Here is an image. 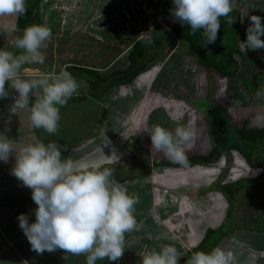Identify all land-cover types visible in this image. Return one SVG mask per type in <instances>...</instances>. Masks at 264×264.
<instances>
[{"label":"rangeland","instance_id":"374dc122","mask_svg":"<svg viewBox=\"0 0 264 264\" xmlns=\"http://www.w3.org/2000/svg\"><path fill=\"white\" fill-rule=\"evenodd\" d=\"M36 1H38V14L34 24L45 25L51 29L52 33L51 39L46 42L47 47L41 49L46 57L44 63L45 65H54L57 71L61 70L64 65L72 63L97 68L102 75L124 69L130 63L129 54L137 40L151 47L148 57L156 55L155 60L150 62L149 69L141 73L142 77L138 76L135 81V85L138 84L137 82L148 83L154 74V83L149 84L150 92L142 91V96L139 94L131 95V100L126 101L127 104L124 106L113 102L111 94L115 93L114 98L116 95L118 96L117 92L128 94L124 90L131 91L132 94L135 89L134 85L127 88L119 86L116 91L113 90L111 94L107 95L105 100H99L88 95V98L82 101L69 102L70 104L66 105L65 117L62 119L65 120L63 122L65 127L64 129L59 128L57 134L49 135L42 128L38 129L42 138L47 136L49 141L61 142L65 137L69 141H75L97 130L100 113L104 106L108 107L109 113L106 122H114L115 127L108 126V129L104 127L100 132L98 131L97 136H102L96 141L99 144L101 139L103 141L107 139L106 141L111 142L109 144L113 146V151L122 146L126 154L118 160L124 162L125 156L129 159L124 164L118 163L99 168L102 164L97 167L101 170L104 168L111 169L115 180L120 179V176L126 173H141L146 165H149V159L152 160L157 155L159 157L162 154L165 155L163 151H157L151 146L149 131L153 125H160L170 131H174L178 126L190 130L196 139L191 137L185 145L186 156L206 154L202 152L207 151L211 146L207 109L212 105L225 106L229 111L232 124L236 127H242L244 123L251 126H264V100L256 99L248 89L252 87L255 92L257 87L254 86L253 78L249 74L248 62L244 60L241 53L235 54L237 57L236 75L227 77L218 70L202 66L195 56L187 53L185 42H180L179 45L176 42L169 47L167 40L164 39L161 45L154 44L156 37L161 36L163 31L171 32L176 25V22L168 15L170 0ZM231 6L232 11L228 18L233 22L237 21L240 27L244 29L241 32L239 26L238 28L234 27L231 31H226L223 34V39H225L224 36L227 37L231 34L230 40L235 42V39L238 38V40L243 41L246 29L250 25L249 17L251 15L260 16L262 24H264V0H231ZM20 29L23 34L25 28ZM220 45L221 42L213 49L220 50ZM81 74L85 76L83 73ZM201 75L205 76L203 81L200 80ZM258 82L264 85V78ZM150 99H156V103H159L149 106L147 102H151ZM172 102H176L179 109H168L167 103ZM198 111L203 113L204 121L200 116L193 126L190 117L198 116ZM176 112H179L178 115L175 114ZM94 118H96V122L92 124ZM63 123L61 122L60 125ZM105 129L109 132H106ZM116 140L120 143H117ZM137 148L143 152L148 150V158L139 153L140 150ZM209 149L211 150V147ZM262 149L264 152V145ZM133 152L135 156L131 157ZM89 166V168H93V165ZM191 170L192 176H188V169L170 166H161L159 169L150 171L151 181L149 182L156 192L155 207L159 205L171 206L168 211H164V214L158 213L160 223L165 225L167 222L166 228L170 231L167 234L175 240L183 239L180 242L183 243V250L187 251L198 244L202 231L207 230V220L203 211H199L198 208L207 207L210 205L207 203L209 201L200 199L196 203L194 198L188 197L186 193L177 194L179 191L176 188L182 186L183 180L187 182L185 186L187 189L195 188L196 184L199 187L202 181H206V186L210 185L209 181L215 186L227 182L243 183L244 187L236 195L233 204H230L231 199L228 194L221 190L218 191H221L225 199L220 198L218 200L224 201L225 211L230 209L234 222L246 221L250 227L257 229L254 230L255 232L248 229L240 231L239 236L245 235L250 246H246V244L238 246L251 253H253L254 248L264 247V221L262 220L264 214V165L259 168H252L244 156L233 149L229 153H223L217 163L205 166V170L208 172ZM178 177L183 178L179 179ZM187 178L189 179L187 180ZM133 183L135 180L132 183L126 182L121 185L126 190H132ZM138 183L139 185L145 184V182ZM202 188L204 190L205 186L203 185ZM211 189L212 193L216 192L213 187ZM132 191L134 192L135 189ZM192 191L189 193L196 197ZM197 193V197H199L201 194ZM191 201L192 205H190ZM174 206L175 209H173ZM189 208L192 209L189 210ZM221 213L218 214V220H220ZM225 215L224 221L222 220L220 224L231 221L226 218L228 217L227 212ZM216 220L217 217L214 215L212 221ZM190 232L191 235L188 240L185 241V237L181 238L183 233ZM232 235L236 236L231 234L229 238L234 237ZM148 236L152 237V234L150 233ZM227 242L233 243V239H228ZM236 245H233L232 251L234 253H236ZM148 246L150 243L145 244L144 248L138 252V258L141 259L140 253L142 251L150 250Z\"/></svg>","mask_w":264,"mask_h":264},{"label":"clouds","instance_id":"9594fccd","mask_svg":"<svg viewBox=\"0 0 264 264\" xmlns=\"http://www.w3.org/2000/svg\"><path fill=\"white\" fill-rule=\"evenodd\" d=\"M172 4L174 20L188 25L193 35L202 29L206 44L216 41L221 27L219 18L232 11L231 0H172ZM26 11L25 0H0V16L24 15ZM249 20L246 39L239 41L243 53L264 50L262 18L251 15ZM51 36L47 26L30 25L14 40L20 54L0 50V99L9 96L7 83L16 93L11 112L27 109L33 127L55 135L60 109L77 93L79 83L67 67L30 80L20 75L24 64L45 62L41 49L47 47ZM33 96L35 100L30 105ZM149 134L151 146L163 151L172 163L190 166L184 151L193 135L190 130L178 126L170 131L153 125ZM13 152L11 140L0 133V161L7 163ZM14 157L12 175L31 189V198L37 205L35 222L29 223L25 214L17 217L33 251L42 254L61 249L84 255L86 264L104 259L114 262L122 257L125 233L136 226L133 212L139 197L129 195L113 178L111 169L77 168L71 159H62L61 147L55 141L47 145L29 143L16 151ZM140 257V264H178L182 254L175 246L164 244L159 250L142 251ZM185 264H235V257L231 251L215 247L210 252H193Z\"/></svg>","mask_w":264,"mask_h":264},{"label":"crops","instance_id":"0c3cea01","mask_svg":"<svg viewBox=\"0 0 264 264\" xmlns=\"http://www.w3.org/2000/svg\"><path fill=\"white\" fill-rule=\"evenodd\" d=\"M27 1L28 0H25V2ZM17 17L18 15L0 16V50H7V51H12L15 54H20L19 50H17L14 47V40L18 36H22L21 29L18 26ZM176 44L179 45V42ZM153 57L155 58L156 56L154 55ZM67 65H64L63 68H65ZM95 69L98 70L97 68ZM147 69H149V67ZM59 71L60 70L58 71L56 70L54 65H50V64L47 65H45V63L24 64L20 70V75L22 78L30 80V79L38 78L42 74L58 73ZM145 71L147 70H144L143 72ZM140 75L141 74H139V76ZM154 76L155 75L153 74L152 78L149 79L148 83H138L135 85V81L137 80L138 77L137 76L131 84L122 85L123 88L125 87L127 88L134 85L135 89L133 93L131 94V91L127 92V90H124L126 93H128L126 95L117 92L118 96L116 95V98H114L115 93H112L111 94L112 101L116 102V104L118 105L121 104L124 106L125 104H127L126 101L131 100L130 99V97L132 98L131 95L139 94L140 96H142L143 95L141 94L142 91L150 92L149 87L151 85L150 83H154V79H155ZM201 77L202 78L200 80L203 81L205 79V76L201 75ZM76 80L80 85L79 87L80 89H78L77 93L73 94L72 98L68 100L67 104H70L71 102L75 103L82 101L85 98H88V95H92L91 94L92 90H87V89H92L91 83L88 80L81 77L76 78ZM6 90L9 92L8 98L0 99V133H3L4 135L7 136L8 139L11 140L14 152L13 155L9 157L7 163L0 161V264H86V257L84 255H74L72 253L65 252L64 250L61 249H56L53 252L45 251L42 254L36 253L35 251L32 250L31 245L28 242L25 234L19 227V221L17 219V217L19 216L18 211L24 207L29 208V211L25 215L28 216L29 223H32L35 222L36 219L35 209L37 205L34 203V201L31 198V189L25 187L21 181H19L14 175H12L11 170L15 164V157H14L15 152L29 143L34 144L37 142H43L45 145H47V143L51 141L48 140L47 136L42 138V135H40V133L38 132V128L33 127L29 119L30 113L27 109L20 110L16 114L11 112V106L13 104L12 97L15 96L16 93L14 92V90L10 88V86L7 83H6ZM80 90H82V92H80ZM78 97H82V98H78ZM171 97L173 98L174 96ZM34 100L35 97L33 96L32 99L30 100V105L31 103L34 102ZM150 101L151 102H147L149 106L159 103V102L156 103L157 101H154V99H150ZM176 102L167 103L168 109H176V108L179 109L178 105H176ZM130 105L134 106L133 104ZM65 110H66V106L60 109V117H61L59 121L60 129H64L65 127L64 125L65 123H63L65 120H62L65 117ZM178 113L179 112H176L175 114L178 115ZM100 114H102V112ZM198 114H199L198 116L194 115L193 118L190 117L193 126L196 123L195 121H197V119L200 118V116H202V120L204 121V116L202 115L203 113L198 111ZM95 119L96 118L93 119L92 124L96 122ZM61 122L63 123L62 125H60ZM108 126H110L111 128L115 127L114 122H110V123L106 122L104 126H100L99 123L97 124V130L95 132H91V134H86L85 136H82L80 139L75 141L74 140L69 141L68 139H66V137L61 142L54 140L61 147L62 159L63 158L71 159L74 162L75 166L80 169H92L89 168L90 167L89 165H93V168H98L97 167L98 165L103 164L102 166L99 167L101 168L107 165L126 163L127 159H129L127 156H125L126 160L124 162H121L123 160H118L123 155L126 154L125 149L123 150L122 146L117 148V150L113 151L112 150L113 146L109 144L111 143L110 141H106L107 139H105V141L101 139L100 140L101 143L99 144L96 141L98 140V138L102 136V135L97 136L98 131L100 132L104 127L108 129ZM6 129H10V131H6ZM43 131L46 132L45 130ZM106 132H109V130H107ZM193 138L196 139L195 136ZM117 140L116 142L120 143V141ZM116 142L115 144H117ZM95 144L98 145L95 146ZM100 144L102 145L100 146ZM184 148H186V146ZM209 148L207 151L202 153L207 154L208 151L210 150ZM139 153H142L147 157L149 151L144 150L143 152L142 150H140ZM133 156H135L134 152L132 153L131 157ZM107 159L110 161H108ZM154 160H169V159L167 156L163 154L160 157L157 155L156 158H153L152 160L151 159L148 160L149 165H146V167L143 169V171H141V173H136V174L126 173L125 175L120 176V179H116V181L120 185L126 182L132 183V181L135 180V183H133V185L131 186L132 190L135 189L134 191L135 193L129 189L127 190V193L129 195L139 197V203H137L134 206V212H133V216L136 221V226L132 231L125 233V242H124L125 250L123 252L122 257L118 261L113 262L104 259L102 261L98 260L96 264H140L141 259L138 258L139 255L138 252L144 248L145 244L148 243H150L148 249L156 248L157 250H159L160 246L164 244H170L175 246L177 250L182 254V257L179 259L178 264H185L186 259L191 256V254L194 252L195 247L199 246V244L203 241L206 231L208 229L217 228L222 225L220 223L223 220V218H225L224 217L226 216L225 213L226 212L228 213V211H225L226 207L224 205V201L222 202V200L221 201L218 200L220 198L222 199L224 198L221 191H218L219 190L218 186L220 185L215 186L209 181L210 185L206 186V181H202L199 187L197 186L198 184H196L195 188L187 189L185 187L187 185V182L183 180L184 182H182L181 184L182 186L176 188L179 191V193L177 194L186 193L188 197L194 198V202L196 203H198L200 199L209 201L211 203L209 202L207 203L212 205L213 207V208L212 207L208 208V206L210 205H207V207L205 206L200 209L198 208L199 211L201 212L203 211V215L207 220V225H206L207 230L205 232L202 231L201 238L199 239V242L196 246L188 249L187 251H184L183 243L180 242L181 240L183 241V239L180 240L178 238V240H175L174 238H171L169 234H167L170 233V231L167 230L166 228L167 222H165L166 224L164 225L163 223L161 224L159 221L160 217L158 213L160 212L164 214V211L165 210L168 211L171 206L166 207L159 205L155 207L156 192L153 190V187L149 182L151 181L149 175H151L150 173L151 170L159 169L161 168V166H158L157 168L154 164ZM195 165L189 167H172V168H182L184 170L188 169L189 170L188 171L189 173H187L188 176H192L191 169H196L197 171L203 170V172H208V170H205V166L210 164L201 163ZM219 172L221 173L220 170ZM178 178L182 179L183 177H178ZM188 179L189 178H187V180ZM138 182L140 183L145 182V184L139 185ZM203 185L205 186L204 190L202 188ZM211 187L216 189V192L214 191V193H212ZM191 190H193L192 192L196 195V197L192 196L189 193ZM197 192L201 194L199 195V197H197L198 194ZM192 201L190 205H192ZM177 203L180 204V202ZM195 205L199 206L198 204ZM175 208L176 207L174 206L173 209ZM204 208L206 209L203 210ZM219 212H222L220 214L221 215L220 220H218ZM214 215H216L217 217L216 221H212ZM262 220L264 221V214ZM246 229L250 230L251 232H255L257 230L248 227H236L234 228V232H232L231 234H235L237 237L232 235L234 237L229 238V235H231L229 234L223 239H221L216 247H220L226 251H231L235 257V264H264V247L254 248L253 253H251L249 251L248 252L245 251V249H242L238 246L240 244H246V246H250L249 243L247 242L248 239L245 238V235L241 237L239 236V232ZM258 231L261 232V230ZM150 233L152 234V237L148 236V234ZM190 235L191 232L183 233V235H181V238L185 237V241H186L188 240V237H190ZM228 239L229 240L233 239V243L227 242ZM234 244H237L235 246L236 253L232 251ZM251 250L252 248L250 249V251Z\"/></svg>","mask_w":264,"mask_h":264},{"label":"trees","instance_id":"16d2710c","mask_svg":"<svg viewBox=\"0 0 264 264\" xmlns=\"http://www.w3.org/2000/svg\"><path fill=\"white\" fill-rule=\"evenodd\" d=\"M25 4L27 8L26 13L24 15H18L17 17L18 26L20 28H26L27 26L33 25L38 14V1L28 0ZM172 8L173 4L172 0H170L168 15L174 20L170 11ZM228 16L219 18L221 27L214 43L206 44L202 29L193 35L188 25L182 26L179 21L174 20L176 25L171 32L163 31L161 36L159 35L156 37L157 39L154 44L160 45L164 39L167 40L168 45H170L169 47L176 42H185L187 44V53L195 56L200 64L209 69L212 68L218 70L227 77L235 76L237 73L235 65L237 57L235 54L239 52L237 48V39H235V42L234 40H230L229 36L231 34L227 37L224 36L225 39H223L222 36L226 31H231L234 27H240V25L237 21L230 24L228 22L230 20ZM219 42H221V45L219 46L220 50H216L217 48L213 49V47L217 46ZM150 48L151 47L144 45L140 40L135 41L134 47L129 54V65L124 69L113 71L108 75H102L95 68L84 65L69 64L66 67L74 77L84 78L91 83V94L94 97L100 100H105L106 96L111 94L113 90H116L119 86L131 84L139 74L150 67V62L155 59L154 57H148ZM207 112L211 150L207 154L187 156L190 166L201 163H215L221 158L223 153H229L233 149L240 152L252 167H260L264 165V152L262 149L264 145V126H251L244 123L242 127H236L231 122L228 109L222 105H212L208 108ZM108 113L109 108L104 106L98 121L100 126L106 124ZM137 144L139 143L137 142ZM154 164L157 168L162 165L183 167L179 164L172 163L171 160H154ZM243 187V183L232 182H227L218 186L219 190L228 194V197L231 199L230 204H233L236 195L240 193ZM28 211L29 208L24 207L18 211V215L26 214ZM227 214V220L230 219L231 221H226L224 222L225 224H222L217 228L208 229L203 241L199 246L195 247L194 252H210L217 246L221 239L234 232V228L236 227H248L253 229V227H250V224L246 223V221L242 223L234 222L232 220L233 216H231L230 209ZM241 214H243L242 211Z\"/></svg>","mask_w":264,"mask_h":264},{"label":"flooded vegetation","instance_id":"af4514ba","mask_svg":"<svg viewBox=\"0 0 264 264\" xmlns=\"http://www.w3.org/2000/svg\"><path fill=\"white\" fill-rule=\"evenodd\" d=\"M243 29H244L243 27L239 28L240 31ZM245 39H246V34L244 35V40ZM261 39H264V37H261ZM239 41L241 40H238L237 38V44H238L237 48L239 52L243 55L244 60L248 62L249 74L253 78L254 86L257 87V89H255V92H254V88L252 89V87L248 86L249 87L248 89H250V92L256 99L263 101L264 100V85H262L258 81L264 78V50H260V51L248 50L246 53H243L239 49Z\"/></svg>","mask_w":264,"mask_h":264},{"label":"built area","instance_id":"2783aa9c","mask_svg":"<svg viewBox=\"0 0 264 264\" xmlns=\"http://www.w3.org/2000/svg\"><path fill=\"white\" fill-rule=\"evenodd\" d=\"M245 158V157H244ZM246 159V158H245ZM247 161V160H246ZM261 167V166H260ZM252 168H259V167H252ZM192 208H189V210H191Z\"/></svg>","mask_w":264,"mask_h":264},{"label":"bare ground","instance_id":"6f19581e","mask_svg":"<svg viewBox=\"0 0 264 264\" xmlns=\"http://www.w3.org/2000/svg\"><path fill=\"white\" fill-rule=\"evenodd\" d=\"M53 8H54V7H53ZM140 77H142V74L140 75ZM140 77H139V78H140ZM137 83H138V82H137ZM154 101H157V100H156V99H154Z\"/></svg>","mask_w":264,"mask_h":264}]
</instances>
